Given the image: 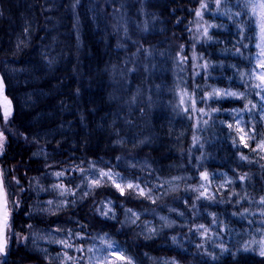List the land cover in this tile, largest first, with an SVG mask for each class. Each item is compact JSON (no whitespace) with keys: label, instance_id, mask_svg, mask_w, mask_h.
<instances>
[{"label":"trees","instance_id":"1","mask_svg":"<svg viewBox=\"0 0 264 264\" xmlns=\"http://www.w3.org/2000/svg\"><path fill=\"white\" fill-rule=\"evenodd\" d=\"M248 2L0 0L13 106L7 119L0 106L2 264H89L88 250L106 243L133 264H264L254 248L264 238L263 70ZM213 89L245 98H210ZM205 173L235 182L205 193Z\"/></svg>","mask_w":264,"mask_h":264},{"label":"snow or ice","instance_id":"2","mask_svg":"<svg viewBox=\"0 0 264 264\" xmlns=\"http://www.w3.org/2000/svg\"><path fill=\"white\" fill-rule=\"evenodd\" d=\"M220 0H216L217 5H219ZM246 7L249 8L251 10V14L253 17H255V23L259 28V38L261 43L257 44V47L261 49L260 55L264 56V47H262V44H264V0H255V2H252V0H249V2L246 4ZM201 8L202 9H206L207 8V4L202 3L201 4ZM197 16H201L202 13L201 12H197L196 13ZM237 15H239V13H237ZM208 34V29L205 28L204 29V35L207 36ZM209 39H211V37H209ZM258 60V67L261 69H264V61H261L259 59V57H257ZM205 67H207V65L205 64ZM245 74L241 73V77H243ZM258 79L260 81V83L256 84L255 87L259 88L261 90H264V71L260 72L258 74ZM210 98H215V99H221V98H236V99H244L245 98V94L244 93H237V92H230V91H222L219 89H213V92L209 94ZM190 100H192L191 97H189ZM203 99V97L201 98ZM5 100H7V98L5 97ZM261 100H264V96H261ZM183 102V101H182ZM10 104V102H8ZM249 103H251V101H249ZM192 107L193 110L195 111V101L192 100ZM243 110H247V111H251V109L246 108ZM201 112H203V109H200ZM213 111H219V109H213ZM234 112H236V115L239 116V111L242 110H233ZM10 114V108L5 106L4 109V118L7 119V117ZM206 123V122H205ZM239 123V122H238ZM229 128H232L233 126L231 124L228 125ZM238 133L243 132L244 135L240 136L241 140H244L245 136H248V139H255V136L249 135L247 132H244V129L242 127H239L237 129ZM254 131V129H253ZM3 134L0 133V137H2ZM245 147H248V144L245 143L244 145ZM258 147L261 150H264V133H261V140L258 142ZM3 151V140L0 139V154H2ZM253 151H255V149H253ZM242 159H247V157H242ZM57 176L62 175V173H56ZM102 176H108L109 179H112L111 175L109 173H104L101 172ZM204 178L207 179V174H204ZM240 179H245V177H240ZM112 183L115 185V187L121 192V194H123L124 189L121 188L120 184L116 183L115 180L112 181ZM93 184L95 185H99V181H93ZM128 188H132L133 185L132 184H128L127 185ZM143 191L141 190V195H143ZM261 203H264V198L261 199L260 201ZM19 204L16 201H13V207L18 208ZM103 215H107V213H103ZM9 212H8V201H7V196L5 193V197H4V201H3V205L2 207H0V256H6L7 255V246H8V238L6 236V230L9 227ZM200 228H204L203 225H200ZM173 239L175 240V237H173ZM60 243L64 244L65 247H72L71 245L67 244L64 241H60ZM260 251L259 254L261 256H264V240H261L260 242ZM116 248V245H114L113 243H106V250L108 252H112L113 249ZM105 249H102V251ZM247 250V249H246ZM77 251H83V249H77ZM89 252L94 251L93 249H89ZM114 254V253H113ZM69 260L72 259L71 256L68 257ZM107 264V262L110 260V256H104L103 258ZM120 260L125 261V264H133L131 258H125L123 256L119 257ZM0 264H2V262H0Z\"/></svg>","mask_w":264,"mask_h":264},{"label":"rangeland","instance_id":"3","mask_svg":"<svg viewBox=\"0 0 264 264\" xmlns=\"http://www.w3.org/2000/svg\"><path fill=\"white\" fill-rule=\"evenodd\" d=\"M21 41H22V44H23L22 47H26L28 45L29 40H28V37H27V33H24V37L21 39ZM19 43L20 42H17V45ZM258 43H261L260 38H259V33H258V36H257V44ZM22 47H20L19 50H22ZM262 47H264V44H262ZM258 49H259V52H258L259 59L261 61H264V56L260 55L261 49L260 48H258ZM259 70L260 71H262V70L264 71V69H261V68H259ZM9 82H10V88L14 89L15 88V82L13 84L10 78H9ZM179 98L181 100L180 104H181V106H183L184 102H185L184 95L180 94ZM26 100L27 101L28 100L31 101L29 98L28 99H23V101L27 102ZM1 111H3V110H1ZM12 112H13V106L10 108L9 116H11ZM3 115H4V111H3ZM246 128L249 129V130L250 129L252 130V126L250 128L249 127H246ZM244 140H252V139H248V136H245ZM111 177H112V181L115 180L116 183L120 184V186H121V182L119 181L117 175L111 174ZM202 180H203V186H204L203 191L205 193H208L213 188L214 189H219L220 185L218 184V182L220 184L226 185V186H228L230 184H233L235 182L230 176H228L226 174H223L222 181H217L215 178L213 180L209 179L208 176H207V179H205L204 178V174L202 175ZM121 188H123V187L121 186ZM261 227L263 228L262 237H264V222H263V225ZM262 240H264V238ZM260 247H261L260 243L254 245V248L256 249V253H258V254H259V251H260ZM92 249L94 251L91 252L90 259H89V264H106L105 260L103 259L104 256H106V255L110 256V260L107 262V264H124L125 263V261L119 259V257L122 256V255L116 249H113L112 252H108L106 250L105 246L103 247V246H100V245H96ZM102 249H105V250L102 251Z\"/></svg>","mask_w":264,"mask_h":264},{"label":"water","instance_id":"4","mask_svg":"<svg viewBox=\"0 0 264 264\" xmlns=\"http://www.w3.org/2000/svg\"><path fill=\"white\" fill-rule=\"evenodd\" d=\"M5 86L4 82L2 79V76L0 74V101H1V106L3 109H5V106L10 107L11 103L9 104L7 100H5ZM4 201V194L2 191V185H1V180H0V207H2Z\"/></svg>","mask_w":264,"mask_h":264},{"label":"bare ground","instance_id":"5","mask_svg":"<svg viewBox=\"0 0 264 264\" xmlns=\"http://www.w3.org/2000/svg\"><path fill=\"white\" fill-rule=\"evenodd\" d=\"M77 10V9H76ZM77 13L79 14V15H81V13H80V11L79 10H77ZM122 21H124L125 23H128V24H130V25H137L138 24V20H137V18L134 16V15H132V14H130V13H127L126 14V16L124 17V18H122ZM160 55H167V56H171V53H168V52H164V53H162V54H160Z\"/></svg>","mask_w":264,"mask_h":264}]
</instances>
